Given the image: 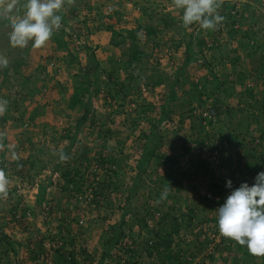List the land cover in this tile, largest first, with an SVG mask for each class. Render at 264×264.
I'll list each match as a JSON object with an SVG mask.
<instances>
[{"label": "rangeland", "instance_id": "374dc122", "mask_svg": "<svg viewBox=\"0 0 264 264\" xmlns=\"http://www.w3.org/2000/svg\"><path fill=\"white\" fill-rule=\"evenodd\" d=\"M11 2L0 4V60L8 61L0 64V101H7L0 115V170L8 179L7 195L0 194V226L20 245L9 257L0 247V264H162L148 245L172 228L173 217L182 225L168 251L173 264H234L235 258L236 264H264V256L236 250L241 245L221 236L216 220L232 189L242 182L251 186L264 171V114H259L264 90L254 98L236 86V96H224L221 83L218 98L203 105L193 99L194 116L186 101L192 100L190 83L213 89L216 67L238 78L244 52L264 53V0H223L234 9L229 15L221 4L217 13L224 19L215 29H202L198 22L185 27L184 9L174 0H64L59 12L65 15L60 28L67 30L66 49L57 48L53 35L40 48L32 41L23 49L13 47L12 24L23 17L27 0H16L8 12ZM149 24L165 32L146 41L142 28ZM110 25L116 39L126 37L120 46L111 43ZM129 30H136V43L149 57L131 61ZM192 31L217 39L198 46V58L186 63L185 44L177 42ZM212 43L225 57L214 69L205 66L213 53L220 56ZM88 47L100 62L99 78L89 77L84 103L71 108L70 96L89 66ZM234 57L236 65L230 62ZM134 75L139 79L131 82ZM216 98L219 103L211 104ZM211 105L220 113L208 125L202 112ZM164 110H171V119ZM151 146L164 157L140 171L141 156ZM214 148H220L217 158ZM228 179L230 191L214 186ZM42 184L46 196L38 203ZM165 188L168 196L161 200ZM196 192L207 201H197ZM163 215L166 229L159 226ZM116 234L123 236L107 245Z\"/></svg>", "mask_w": 264, "mask_h": 264}, {"label": "clouds", "instance_id": "9594fccd", "mask_svg": "<svg viewBox=\"0 0 264 264\" xmlns=\"http://www.w3.org/2000/svg\"><path fill=\"white\" fill-rule=\"evenodd\" d=\"M3 2L0 0V4ZM63 3L64 0H27L23 6V17L12 24L11 45L22 49L28 46L29 41H32L34 48L45 45L53 31L61 27L62 18L56 13ZM222 3L223 0H174L176 8L184 9V26L198 22L202 29H215L223 21L224 17L217 13ZM15 4L16 0H12L6 11L11 12ZM7 63V60H0L4 66ZM6 105V100L0 101V115L5 112ZM60 159H65L63 153ZM7 185L6 174L0 170V194L7 195ZM225 186L231 189L232 181L228 179ZM168 192V188H165L160 199H166ZM218 229L221 236L247 246L253 256H264V171L257 173L251 186L242 182L227 195L224 203L218 207Z\"/></svg>", "mask_w": 264, "mask_h": 264}, {"label": "trees", "instance_id": "16d2710c", "mask_svg": "<svg viewBox=\"0 0 264 264\" xmlns=\"http://www.w3.org/2000/svg\"><path fill=\"white\" fill-rule=\"evenodd\" d=\"M222 7H223V9H226L228 11L227 14L231 15V12L230 11L233 9V6L229 2L222 3ZM144 11H145V13L147 12V10H144ZM56 14L60 15L61 18H62V20L65 19V15L61 14L60 12H58ZM170 21L171 20H169L168 18H166L164 20L165 25L167 27H169V26L172 25V23ZM108 29H110L112 31V33L114 34L111 37V43L114 46H120L121 43L125 41V38L126 37H122V40H118V39H116V36L118 35L117 32H116L117 30L113 29V27L111 25L108 26ZM142 29H144L145 34L147 36L146 41L149 40V39H151V37L154 36V35H157L159 33L162 34L163 32H165V29L164 28H159V27H157V26H155L153 24H149V25L145 26ZM194 29H196V28H194ZM136 30H129L128 31V33H129L128 34V37H130L133 40V43H132V45L130 47V50L128 52V55L131 57V61H141V59H142L143 56H148V57L150 56V54L145 53L144 50L140 49L139 44L136 43V40H135L137 38V36H136ZM80 34H81V32L79 30L78 31V35H80ZM65 35H67V30L64 29V28H59V30L53 32L52 39L56 43L57 48H59V49H66L68 47L67 40L64 39V36ZM119 35H121V34H119ZM156 38L157 37H153L152 40L153 41L155 40L156 43H157V45H161V42L158 41ZM211 39H212L211 37L206 36L205 34H202V35L201 34H196L194 31H192V32H185L184 35H183L182 41L181 42L179 41L177 43H178V47H181V45H182L181 43H184L185 44V50H184L185 58L184 59H185L186 63H189V61L192 59V57H194V56L197 57V55H196L197 54L196 48L198 46L201 47V48L202 47H205L212 40H213V42H215L217 38H213L212 40ZM210 49L211 50L212 49L218 50L219 54L221 52V47L215 45L214 43H212V46H211ZM87 55H88L89 66L85 70L86 72H85L84 78L80 82H78L76 84L75 88L73 89L72 95L70 96V99H69V106L71 108H74L77 105L84 103L82 96L84 94H86V93H89V91H90L91 82H90V80L88 81V79H90L89 77L91 75H96V78H99V74L96 73L95 71H97L99 69V66H100L99 63L100 62H99V60H98V58L96 56V53L93 51V49L91 47H88L87 48ZM222 55L223 54H220L219 59H218L216 57V54L213 53L212 58L209 57V59L207 60V63L205 64V66L206 67L209 66L210 68H213L214 69V67L216 66V64L219 63V61H222L225 58V57H221ZM232 59H234V60H232L230 62H233L236 65L237 64L236 62H237V59L238 58L237 57H234ZM183 68H184V65H181V66L178 67V70L181 71ZM258 71H259V74L264 77V62H261L259 64ZM212 75H213L214 79H216L215 80V82H216L215 88H213V89H209L207 87V85L209 83H205L201 87H199V85H200L199 83L198 84H196V83H190L191 85H190V88H189L188 92L190 93V96L192 97V100L186 99V101L188 102V105H189V113H191L193 116L195 115V114H193L194 107L191 106V103H192L193 99H196L199 102V104H202L203 105L207 101V98L208 99H213L214 96L217 97V95H218L217 94V91L221 89V85L222 84H221L220 80L217 81V76L215 74H212ZM129 79L132 82L133 80L134 81L138 80L139 77L137 75H134L133 77H130ZM237 79H238V81L240 83L242 81H244V77L242 76V74H239ZM121 85H124V83H121ZM217 98L215 100H213L211 103L212 104H217V102L219 103V99H217ZM90 104H91V102H88L87 103L86 109L84 111V115H86L87 113H89ZM173 105H175V104H173ZM36 111H34L33 115L30 116V119L33 120L35 118V116L37 115V112ZM259 111H260L259 114H262L263 115L264 114V106ZM163 112L166 114V116L169 117V119L172 118L171 110H164ZM258 120H259V117H258ZM82 121H83V118H80V122H82ZM215 149L216 148H214V150ZM157 151H158L157 150V146H151L150 148H147L145 150L144 154L141 156V160H140V164H139L140 171H143L145 169V167L150 163V161L153 158H156V160L159 162L160 159L162 157H164L163 154L160 155L159 153H157ZM173 163H174V161H172V164ZM32 164L34 165V161H32ZM249 169L250 170L251 169H254V166L253 165L250 166ZM249 172H252V170L249 171ZM75 173L78 175L80 172L79 171H76ZM69 175H70L69 172L66 171L65 177L67 178V180L69 182H73L74 181L73 177H69ZM138 181H139L138 178H136V180H135V182H136L135 187L137 186ZM225 185H226V182H220L219 184L214 182V186L215 187L220 188L221 190L224 189V190L230 191V188H227ZM215 195L218 196V194H215ZM45 196H46V186H44L43 184L42 185H39V193L37 195V201H38V203H41L44 200ZM194 197H195V199L197 201H199L201 199L203 201H207V199H208V196L207 197L206 196H201L197 192L194 195ZM162 217L163 218H160V221L158 220L159 221V226L161 225V226H163V229H166V224H165V221H164L165 216L163 215ZM155 218L157 219V217H155ZM210 219H211V221H216V220L218 221V219L215 220L212 217H210ZM172 220L174 221V223L172 225V228L170 230H165L164 234H157V235H159V238L160 239L155 244L148 245L151 249L155 250L160 255V257H162V261H161L162 264H166L165 261H169L168 264H173V262H174V259H173V257L170 254L171 252L168 253V251L171 249L174 235L179 232V229H180V227L182 225L179 223V221H178V219L176 217H173ZM144 226L147 227V223L146 222L144 223ZM122 236H123V234H121V235L116 234L113 237L109 238L107 240L106 244L107 245H108V243L110 245L116 244ZM19 245L20 244L16 240H13L12 237L9 234L6 233V231L4 230V228L2 226H0V247L2 248V253L6 257H9V254L10 253L18 254ZM236 250H238L240 252L242 250V253L244 255H246V256H249V254L251 255V253L248 251V249L245 250V249L242 248V246H236ZM73 256H74L73 253H71L72 259L74 258ZM238 262H239V259L238 258H235L234 259V264H236ZM180 263H183V262H180Z\"/></svg>", "mask_w": 264, "mask_h": 264}, {"label": "crops", "instance_id": "0c3cea01", "mask_svg": "<svg viewBox=\"0 0 264 264\" xmlns=\"http://www.w3.org/2000/svg\"><path fill=\"white\" fill-rule=\"evenodd\" d=\"M243 54L244 56L242 57V76L244 77V81H242V83L238 81L236 75L228 74L223 69H220L221 67H216L214 71H216V75L217 77H219L221 83L224 84V86L226 87V90L222 92L224 96L226 94H228L229 96H236L235 88L236 86H239L240 88H242V91H244V93H250V95H253L254 98H257V91L262 89L264 90V80L260 79L261 77L259 78L258 73L256 71H253V69L258 70L259 64L264 61V53L258 52L256 54H253L252 56H249L245 52ZM234 67L237 68V66ZM230 69L232 68L230 67ZM222 71L223 75L220 76ZM225 74L229 76L226 77ZM254 75H256V77ZM233 93L235 94L233 95ZM227 99V101H229L233 98L230 97ZM248 100L250 101L249 98L245 97V101Z\"/></svg>", "mask_w": 264, "mask_h": 264}, {"label": "built area", "instance_id": "2783aa9c", "mask_svg": "<svg viewBox=\"0 0 264 264\" xmlns=\"http://www.w3.org/2000/svg\"><path fill=\"white\" fill-rule=\"evenodd\" d=\"M203 119L207 120V124L215 123L217 120V110L213 106H208L204 108V111L202 112ZM211 155L215 158L220 156V149L216 148L212 151ZM252 181V180H251ZM210 197V196H209ZM30 211L28 210L29 213Z\"/></svg>", "mask_w": 264, "mask_h": 264}]
</instances>
